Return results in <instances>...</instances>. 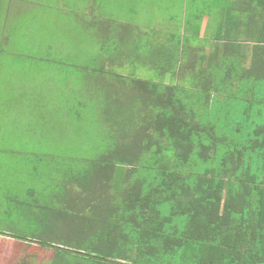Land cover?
<instances>
[{"label":"rangeland","instance_id":"1","mask_svg":"<svg viewBox=\"0 0 264 264\" xmlns=\"http://www.w3.org/2000/svg\"><path fill=\"white\" fill-rule=\"evenodd\" d=\"M210 1L7 0L0 29V264H58L61 256L75 262L74 255L59 251L64 247L59 228L41 226L42 211L35 219L16 217L9 211L13 203L31 191L38 199L59 191L48 208L62 210L61 218L83 210L91 198L118 202L131 168L117 166L120 147L133 148L134 137L141 136L146 146L172 153L165 113L176 116L183 128L200 130L190 109L147 89L197 90V54L233 28L216 16ZM202 87L212 103L219 98L214 83ZM80 90L99 91L106 102L104 115L100 109L93 114L105 137L92 149L84 141L86 120L92 118L80 116L82 122L77 107L70 110L81 99ZM149 107H160L155 118L162 121L145 116L136 124L137 114ZM74 154L82 157L73 164L66 157ZM83 163L90 164L89 176L81 180ZM227 199L224 191L221 208ZM118 253L124 254L121 247Z\"/></svg>","mask_w":264,"mask_h":264},{"label":"trees","instance_id":"2","mask_svg":"<svg viewBox=\"0 0 264 264\" xmlns=\"http://www.w3.org/2000/svg\"><path fill=\"white\" fill-rule=\"evenodd\" d=\"M211 2L216 16L233 28L225 35L220 32L213 48L197 54V90L169 92L159 85L147 89L190 109L200 130L183 128L167 113L165 123L155 118L160 107H149L137 114L136 124L145 116L162 121L173 152L146 146L148 140L141 136L134 137L133 148L120 147L117 166L131 167L123 199L91 198L83 210L61 218L57 216L62 210L48 208L59 191L44 199L31 191L26 203L11 205V215L28 220L42 211L41 226L59 228L64 237L59 251L74 255L73 264H264V0ZM6 8L7 0H0V29ZM208 83L218 86L220 96L213 103L200 91ZM83 91L70 110L77 107L82 122L80 116L92 118L84 131L92 149L103 142L93 114L100 109L104 115L106 102L100 101L99 91ZM81 157L66 158L74 164ZM85 164L78 179L89 176L90 164ZM224 191L228 199L221 208ZM66 204L71 207L70 200ZM58 264L70 263L61 256Z\"/></svg>","mask_w":264,"mask_h":264},{"label":"crops","instance_id":"3","mask_svg":"<svg viewBox=\"0 0 264 264\" xmlns=\"http://www.w3.org/2000/svg\"><path fill=\"white\" fill-rule=\"evenodd\" d=\"M216 19H214L213 21H215ZM218 20V19H217ZM214 31V30H213ZM213 33H216L214 36H216L217 35V31H214Z\"/></svg>","mask_w":264,"mask_h":264}]
</instances>
